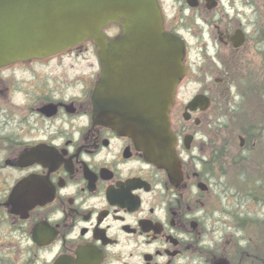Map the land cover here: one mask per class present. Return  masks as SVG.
<instances>
[{"label": "flooded vegetation", "instance_id": "obj_1", "mask_svg": "<svg viewBox=\"0 0 264 264\" xmlns=\"http://www.w3.org/2000/svg\"><path fill=\"white\" fill-rule=\"evenodd\" d=\"M158 2L186 48L170 110L182 180L173 184L129 136L94 119L91 41L9 62L0 67V264H254L240 247L249 243L212 236L240 229L215 203L211 129L234 75L264 68V0ZM195 94L210 104L186 109Z\"/></svg>", "mask_w": 264, "mask_h": 264}, {"label": "water", "instance_id": "obj_2", "mask_svg": "<svg viewBox=\"0 0 264 264\" xmlns=\"http://www.w3.org/2000/svg\"><path fill=\"white\" fill-rule=\"evenodd\" d=\"M117 24L110 37L103 28ZM94 43L100 74L94 119L132 138L169 180L182 178L169 111L186 68L185 45L167 31L157 0H0V67ZM201 101L195 96L188 104ZM242 144V139H241Z\"/></svg>", "mask_w": 264, "mask_h": 264}, {"label": "trees", "instance_id": "obj_3", "mask_svg": "<svg viewBox=\"0 0 264 264\" xmlns=\"http://www.w3.org/2000/svg\"><path fill=\"white\" fill-rule=\"evenodd\" d=\"M249 78L253 81L246 85L241 76L238 77L237 94L240 96V104H237V108H233L230 111V117H233L232 124L227 121L225 123H219L218 135H219V164L220 168H227L233 173L231 183L228 187L234 188V195L240 200H252V201H264V164L261 158V153L264 148L259 147L255 157L248 158L237 156L240 154L241 148L237 146V135L241 134L246 138L245 146L252 148V143L255 139H264V123L260 117L252 119L245 106V103L252 101L254 104L262 102L260 108L264 109V68L260 65L256 70L252 71ZM255 72V73H254ZM259 83V86L256 84ZM257 101V102H256ZM259 112V111H256ZM227 132V137L224 136L222 130ZM231 135V136H230ZM230 136V137H228ZM230 144H235L239 150L234 153L231 150L223 149L228 148ZM243 164L245 167H243ZM263 164V165H262ZM246 171L239 173V171ZM232 216L237 223H240L242 227L244 222L248 220V216L234 210ZM253 217L249 218V222ZM248 222V223H249ZM247 223V224H248ZM246 224V225H247ZM253 233H250L252 235ZM256 236H263V232L255 233ZM252 252L257 249L251 248ZM258 256V253H255Z\"/></svg>", "mask_w": 264, "mask_h": 264}, {"label": "rangeland", "instance_id": "obj_4", "mask_svg": "<svg viewBox=\"0 0 264 264\" xmlns=\"http://www.w3.org/2000/svg\"><path fill=\"white\" fill-rule=\"evenodd\" d=\"M171 11L172 10H170L168 8L169 14L171 13ZM114 31H115L114 29L108 30V32H111V33H114ZM188 39L190 40L189 41L190 44L193 45V39L191 37ZM253 59L257 60V58H250L249 60H253ZM253 70L251 69V71L241 73V79L244 80L246 85L253 82L249 78L251 73H253L252 72ZM237 76H238V74L236 75V77ZM256 85L259 86V83H257ZM195 88L196 87L194 85L188 86L186 91L183 93L184 97L187 98L195 90ZM232 92H233V90L229 89L228 92L223 96L222 100L219 101L220 103L222 102V106H223V109L226 110V114H224V113L221 114V117H219L218 120L214 119L215 126L214 125L212 126V128H214V131H216L217 123H225L227 121L229 124H232V122H233L232 121L233 117H230V110L232 108H237V104H240L241 101H239L240 96H233V98H232V95H233ZM234 93H236V92L234 91ZM180 95H182V94L180 93ZM260 104L262 105L261 101L257 104H254L252 101H250L248 103H245V106L247 107V110L250 114V117H252V119H254L255 117H260L264 123V109L260 108ZM256 111H259V112H256ZM222 132H223L224 136L227 137V135H226L227 132L224 129L222 130ZM230 136H228V137H230ZM236 143H237V141H236ZM259 147L264 148V143L262 142L261 139H257V144L252 151L245 150L242 153L245 156L249 155V158L255 157ZM229 148H231L234 153L239 151L236 148L235 144L234 145L230 144ZM241 158H243V157H241ZM261 158L263 159V164H264V151L261 153ZM243 167H245L244 164H243ZM244 172H246V171H244ZM244 172L241 170L239 171V173H243V174H244ZM219 182L221 184V185H219V192L223 196V197L222 196L220 197V195H219V197H220L219 199H221V203H219L220 207H221V205H223L224 209L228 210L230 212H232L234 209H236L238 212L248 211V212H250L251 216H253L255 213V214H258L257 215L258 217L259 216L264 217V204L250 203L246 200L239 201L238 199L236 200L234 196H232L233 195L232 193H234V188L226 187V185L229 184V180H227V175L223 174V175L219 176ZM229 190H230V193L228 192ZM227 194H229L228 195L229 197L225 198ZM219 211H220L219 212L220 214L224 213L221 211V209ZM223 216H224L225 220H228V215L226 213H224ZM231 234H232V232L230 233L229 230H227V231L222 230L220 232L213 233L212 236L215 237V239H217L218 237L221 236V237H223L222 240L224 241V240L229 239L231 237L230 236ZM263 240H264V236H263ZM263 247H264V241H263Z\"/></svg>", "mask_w": 264, "mask_h": 264}]
</instances>
